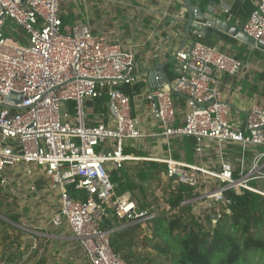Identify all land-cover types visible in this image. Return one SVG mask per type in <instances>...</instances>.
Instances as JSON below:
<instances>
[{
  "label": "built area",
  "instance_id": "1",
  "mask_svg": "<svg viewBox=\"0 0 264 264\" xmlns=\"http://www.w3.org/2000/svg\"><path fill=\"white\" fill-rule=\"evenodd\" d=\"M61 13L60 0H0V192L25 203L30 197L38 201L55 195L57 204L39 229L44 233L30 231L34 235L30 254L43 251L35 235L47 238V227L67 228L88 264H127L111 246L112 234L148 227L160 213L157 206L141 209L131 196L116 195L110 171L128 164H164L160 178L154 177L149 185L166 188L165 197L180 185L195 189L200 195L182 206L207 202L217 219L231 203L226 193L248 191L264 197V104H253L246 127L237 128L219 87L217 73L237 76L244 68L241 61L197 41L176 54L178 78L170 83L154 74L153 89L145 96L163 129L155 137L168 145L174 138H193L198 158L207 141L219 148L239 146V170L222 157V149L218 169L202 160L125 154L127 143L146 137L132 116L129 97L117 90L136 81L135 53L104 35H94L83 23L65 33ZM193 14L201 13L193 8ZM242 30L254 41L253 48L264 52V0H259ZM176 97L185 102L180 125ZM100 99L107 101L112 125L87 122V103ZM62 104L73 105L72 119L67 113L62 117ZM156 198L163 205V197ZM167 209L171 210L169 205ZM106 219L117 226L104 229Z\"/></svg>",
  "mask_w": 264,
  "mask_h": 264
},
{
  "label": "crops",
  "instance_id": "2",
  "mask_svg": "<svg viewBox=\"0 0 264 264\" xmlns=\"http://www.w3.org/2000/svg\"><path fill=\"white\" fill-rule=\"evenodd\" d=\"M184 1L60 0L63 31L68 33L72 26L83 23L89 26L94 35H104L110 42L122 44L135 53L134 76L136 81L133 85H127L130 89L128 97L132 116L140 121L141 130L146 137L127 143L124 149L125 154L160 159L172 157L187 162L202 160L214 169L220 167V158L223 157L236 170H239V160L242 157L239 146L225 145L219 148L215 143L207 141L203 155L198 158L191 145L193 140L190 138H174L168 145L164 138L155 137L163 129L160 126L157 111L149 105L145 96L153 89L152 77L154 74H161L164 80L170 83L179 76L177 62L176 60L172 62V60L179 52L186 27L190 24ZM197 2L198 4L194 8H198L201 14L199 17H194L193 24L203 26L204 29L199 31L191 27L188 43L182 50H189L195 42L202 40L211 48L243 63V71L237 76H229L224 73H217V75L224 101L230 107L233 125L244 129L251 106L256 103L264 104V52L255 50L253 44L232 35L230 31L216 28L213 22L206 19L205 14L212 10L215 16L223 20L225 24H229L228 29H242L250 14L258 6L259 0H213L214 3L210 5H206L203 0H197ZM160 66L162 68H159ZM175 101L178 112L177 125H180L184 119L185 102L178 97L175 98ZM86 114L89 125H95L98 120L104 121L106 124H113V114L108 108L106 99L89 101ZM221 149L222 157L219 152ZM150 162L164 165L156 161ZM135 164L137 163L128 164L127 167H132ZM165 184L169 185V183ZM150 192L158 197L154 188ZM28 195L26 198L30 197ZM27 203L24 210H30L32 219L40 223H43L57 210L55 195L49 194L38 201L30 197ZM24 214L23 211L18 215L25 218ZM211 219L212 222L217 220L212 215ZM32 228L39 230L41 226ZM48 228L50 227H47L46 231ZM131 228L135 229V233L137 230L144 234L151 233L149 227L134 226ZM55 231L60 234L46 232L48 237L44 240V246L52 241L64 242L69 239V246L77 244L81 247L79 241L71 236L67 228L55 229ZM66 233H69L70 236ZM36 256L39 257L37 252L33 254V260L37 259Z\"/></svg>",
  "mask_w": 264,
  "mask_h": 264
},
{
  "label": "trees",
  "instance_id": "3",
  "mask_svg": "<svg viewBox=\"0 0 264 264\" xmlns=\"http://www.w3.org/2000/svg\"><path fill=\"white\" fill-rule=\"evenodd\" d=\"M203 1L206 5L214 3L213 0ZM197 4V0H193V6ZM198 42L203 43L202 40ZM117 90L127 96L130 93L125 85ZM69 107L72 111L73 105ZM191 145L194 148V140ZM164 168V165L144 162L120 170L112 169L110 176L116 195L131 196L141 209L158 207L159 199L150 192L149 184L154 177H160ZM199 195L198 191L184 185L170 193L166 203L171 211L178 213L153 222L152 230L159 239L153 249L159 254L170 255L168 264H264V197L248 191L241 195L226 193L231 203L223 207L220 218L208 229L192 213V204L182 206L183 202ZM150 196L154 197L153 202L149 201ZM9 219L20 222L18 215ZM114 225L117 223L113 219H106L103 228ZM134 234L135 229L131 227L113 233L110 240L114 251L118 254L122 248H128ZM170 235L175 237L170 239ZM124 258L129 262L128 257ZM12 261L13 258H9L6 262Z\"/></svg>",
  "mask_w": 264,
  "mask_h": 264
},
{
  "label": "rangeland",
  "instance_id": "4",
  "mask_svg": "<svg viewBox=\"0 0 264 264\" xmlns=\"http://www.w3.org/2000/svg\"><path fill=\"white\" fill-rule=\"evenodd\" d=\"M13 36L17 37L18 35L14 33ZM66 113L70 115L69 119H72L73 113L70 111L69 105L62 104L61 115L63 118ZM155 190L158 191L159 197H163L162 202L160 200V204L163 205L158 204L161 213L158 215L159 218L163 216H167L168 218L175 216L178 213L177 210H167L168 204L166 203V199L168 197H165L163 194V192L166 193V188H162L160 185L156 186ZM155 197L157 196L155 195ZM149 201L153 202L154 197L150 196ZM207 205V202L204 201L194 204L192 213L200 224L210 229L214 223L211 220V215H214V210H210ZM26 206L27 204L22 201V198L15 199L10 196L6 197V194L0 192V264H88L85 253L79 245L75 244L76 246H73L72 244V246H69V239H66L67 241L64 242H59V240L58 242L52 241L44 246L45 238L42 235L35 236V240L37 241V245L43 248L44 251H37L39 257L36 256L37 259L33 260V254L29 253V248L34 235L30 231H34L32 227H40L46 221H43V223L34 221L30 216V210H24ZM23 211L25 218L18 215ZM13 215L20 216V222L16 224L21 228L10 223L9 218ZM151 224L148 225L149 230L152 229ZM35 231L40 232L39 230ZM45 232L48 234H60V232L57 233L51 227ZM40 233L42 234L44 231ZM66 235L70 236L69 233H66ZM170 237L173 238L175 236L170 235ZM158 241L159 239L156 238V235L152 231L151 233L147 232L144 234L137 230V233L132 237L129 247L122 248L118 254L121 258H124V256L129 258V262L125 260L127 264H168L170 262V255L165 256L159 254L153 249L154 244ZM9 258H13L11 263L6 262Z\"/></svg>",
  "mask_w": 264,
  "mask_h": 264
},
{
  "label": "water",
  "instance_id": "5",
  "mask_svg": "<svg viewBox=\"0 0 264 264\" xmlns=\"http://www.w3.org/2000/svg\"><path fill=\"white\" fill-rule=\"evenodd\" d=\"M184 5L185 7L187 8L188 10V15H189V22L190 24L186 27V31H185V37H184V40H183V44L180 48L179 51H181L188 43V38H189V33H190V28L193 27V28H196L198 29L199 31H202L204 28L203 26H199L197 24H193V21H194V14H193V1L192 0H185L184 1ZM205 17L208 21L210 22H213L214 23V26L216 28H222L223 30H227V31H230V33L234 36H237L238 38L240 39H243L245 41H248L250 42L251 44H254V41L248 37L242 29H237V28H232V29H228L229 27V24H225V22L221 19H219L217 16H215L213 14V11L212 10H209L206 14H205ZM194 44L191 46V48H193ZM176 60V56L173 58L172 62ZM159 68H162L161 66ZM8 104H17L18 101L16 100H8L7 101ZM15 110V108H13ZM214 219H217V216L214 215L213 216Z\"/></svg>",
  "mask_w": 264,
  "mask_h": 264
}]
</instances>
